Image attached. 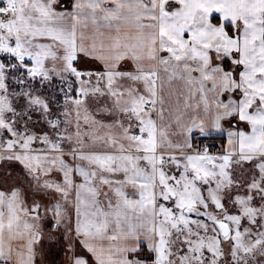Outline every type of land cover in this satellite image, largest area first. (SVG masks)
I'll return each instance as SVG.
<instances>
[{
    "label": "snow or ice",
    "instance_id": "obj_1",
    "mask_svg": "<svg viewBox=\"0 0 264 264\" xmlns=\"http://www.w3.org/2000/svg\"><path fill=\"white\" fill-rule=\"evenodd\" d=\"M3 162L0 264H264V0H0Z\"/></svg>",
    "mask_w": 264,
    "mask_h": 264
},
{
    "label": "crops",
    "instance_id": "obj_2",
    "mask_svg": "<svg viewBox=\"0 0 264 264\" xmlns=\"http://www.w3.org/2000/svg\"><path fill=\"white\" fill-rule=\"evenodd\" d=\"M130 67H131L130 64L125 65V68H130ZM174 87H178V85H174ZM225 127H227V125H225ZM212 136L213 137H223L224 138L225 143H224V146H223V150L221 151V152H223L224 151V148L227 146V137H226V134L213 133ZM212 136H210V137H212ZM197 138L198 139H202L201 137H199L198 134H197ZM193 143H194V141H193ZM12 164H14V166L16 168H18V166L21 167L19 164H16V163H12ZM10 185H19V183H16L15 182V177L14 176H11L10 173L9 174L7 173L5 175L0 174V190H3L4 188H7ZM48 247L49 246H46L45 243L43 244V248H44V264H46L45 261H46V259H47L48 256L54 262V264H63V253L60 252V250L57 253H55V254L50 253V252H48Z\"/></svg>",
    "mask_w": 264,
    "mask_h": 264
},
{
    "label": "rangeland",
    "instance_id": "obj_3",
    "mask_svg": "<svg viewBox=\"0 0 264 264\" xmlns=\"http://www.w3.org/2000/svg\"><path fill=\"white\" fill-rule=\"evenodd\" d=\"M61 102H62V100H61ZM0 172H1L0 174H3V175L10 173L11 176L15 177V182L19 183V185L22 183H25V181H26V177L24 176L23 169L19 166H18V168H16L14 166V164H12V163L11 164H9L7 162L0 163ZM46 231H47V229H46ZM44 243L46 246H49L48 252L55 254L59 251V246L56 243L49 242L47 238H45ZM45 263L46 264H54V262L49 258V256L47 257Z\"/></svg>",
    "mask_w": 264,
    "mask_h": 264
},
{
    "label": "trees",
    "instance_id": "obj_4",
    "mask_svg": "<svg viewBox=\"0 0 264 264\" xmlns=\"http://www.w3.org/2000/svg\"><path fill=\"white\" fill-rule=\"evenodd\" d=\"M194 141V144H199L204 142V141H210L212 142L218 149V151H222L223 150V146H224V143H225V140L223 137H208V138H202V139H198L196 138Z\"/></svg>",
    "mask_w": 264,
    "mask_h": 264
},
{
    "label": "built area",
    "instance_id": "obj_5",
    "mask_svg": "<svg viewBox=\"0 0 264 264\" xmlns=\"http://www.w3.org/2000/svg\"><path fill=\"white\" fill-rule=\"evenodd\" d=\"M205 145H208L209 146V151L211 153H217L218 152V149L217 147L210 141H204L202 143H200V147L201 149L205 146Z\"/></svg>",
    "mask_w": 264,
    "mask_h": 264
}]
</instances>
